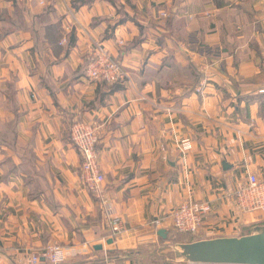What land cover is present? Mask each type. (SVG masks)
<instances>
[{"label":"crops","instance_id":"1","mask_svg":"<svg viewBox=\"0 0 264 264\" xmlns=\"http://www.w3.org/2000/svg\"><path fill=\"white\" fill-rule=\"evenodd\" d=\"M88 1L0 0V264L48 243L79 249L62 264H185L145 260L174 230L150 222L182 201L210 203L204 233L264 219L233 196L250 173L264 182V0ZM96 43L118 82L84 77ZM77 118L98 126L116 241L79 179Z\"/></svg>","mask_w":264,"mask_h":264},{"label":"built area","instance_id":"2","mask_svg":"<svg viewBox=\"0 0 264 264\" xmlns=\"http://www.w3.org/2000/svg\"><path fill=\"white\" fill-rule=\"evenodd\" d=\"M162 16L166 12H161ZM64 41V38H62ZM122 44V41H118ZM84 77L88 81L113 84L121 80L125 71L121 61L114 58L101 43H96L91 55L88 56L83 67ZM201 91L200 87H196ZM69 141L80 157L79 179L83 186L99 201L104 208L106 223L110 227L109 237L116 241L120 234L127 231L119 217L114 216L108 199L104 195L102 173L98 163V126L93 123L74 119L69 125ZM179 150L184 152V145L179 144ZM238 209L246 213L264 212V182L255 173L247 175L246 181L233 192ZM211 206L208 201H182L169 213L153 219L150 223L157 229L165 221H169L176 232L184 234L198 233L205 228L203 218ZM87 245V241L84 242ZM79 249L67 247L58 243H48L38 248L30 257V264H62L67 256H74ZM43 260V261H42Z\"/></svg>","mask_w":264,"mask_h":264},{"label":"water","instance_id":"3","mask_svg":"<svg viewBox=\"0 0 264 264\" xmlns=\"http://www.w3.org/2000/svg\"><path fill=\"white\" fill-rule=\"evenodd\" d=\"M244 226L229 234L198 232L182 239L177 238L174 231L159 228L156 230L158 238L166 240L149 243L145 260L185 264H264V219L253 220ZM111 241L109 238L108 242ZM169 246L173 247L168 250L170 255L163 250ZM122 257L124 255L118 251L113 258Z\"/></svg>","mask_w":264,"mask_h":264},{"label":"rangeland","instance_id":"4","mask_svg":"<svg viewBox=\"0 0 264 264\" xmlns=\"http://www.w3.org/2000/svg\"><path fill=\"white\" fill-rule=\"evenodd\" d=\"M174 229V228H173ZM174 232H176L175 230H173ZM176 235L178 236L177 238H179V237H181V236H184V237H188L189 235L188 234H184V233H179V232H176ZM159 243H162V241H160ZM168 248V249H167ZM173 247H166V248H164L163 250H164V252H165V254H169V252H168V250L169 249H172ZM167 251V252H166ZM163 252V253H164ZM170 252H171V250H170ZM170 255V254H169Z\"/></svg>","mask_w":264,"mask_h":264},{"label":"trees","instance_id":"5","mask_svg":"<svg viewBox=\"0 0 264 264\" xmlns=\"http://www.w3.org/2000/svg\"><path fill=\"white\" fill-rule=\"evenodd\" d=\"M89 1H90V0H89ZM89 1H88V2H89Z\"/></svg>","mask_w":264,"mask_h":264}]
</instances>
